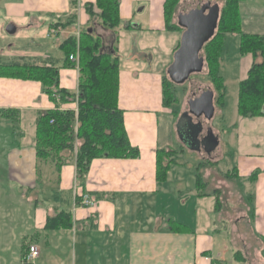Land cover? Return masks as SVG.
<instances>
[{
  "label": "crops",
  "instance_id": "1",
  "mask_svg": "<svg viewBox=\"0 0 264 264\" xmlns=\"http://www.w3.org/2000/svg\"><path fill=\"white\" fill-rule=\"evenodd\" d=\"M0 1V28L12 24L16 31L36 30L24 45L14 43L17 57L37 65L54 63L58 86L68 91H77L78 71L63 66L61 41L92 28L104 46L113 47L119 55L118 106L128 139L139 150L136 158L92 159L84 182L77 183L72 160L57 170L53 162L36 157V119L55 107L41 83L0 75V264H264V116L237 113L226 149L218 144L206 160L221 178L212 186L205 177L209 168L198 164L203 158H197L185 180L176 151L161 140L160 116L172 113L162 93L172 58L152 67V53L157 44L169 53L179 44L178 31L165 28V0H119L114 30L102 28L86 12L95 0H77L75 8L70 0ZM72 13V24L51 26ZM126 45L129 50L122 52ZM245 56L242 79L252 63L251 55ZM58 106L77 108L73 100ZM213 106L222 113L223 105ZM158 150L171 151L173 158L164 180L156 179ZM223 189H229L227 202ZM54 191L58 202L41 199ZM81 194L92 205H76ZM227 209L237 215L225 216ZM61 210L69 211L71 225L46 228L47 216ZM29 245L38 255L24 263Z\"/></svg>",
  "mask_w": 264,
  "mask_h": 264
},
{
  "label": "trees",
  "instance_id": "2",
  "mask_svg": "<svg viewBox=\"0 0 264 264\" xmlns=\"http://www.w3.org/2000/svg\"><path fill=\"white\" fill-rule=\"evenodd\" d=\"M177 1L164 2L163 13L167 30H181L172 21ZM241 1L224 0L216 32L203 45L202 50L209 82L215 94L214 104L220 109L223 105L224 86L218 69L224 36L227 33L239 35L238 51L241 55L250 54L252 63L246 77L238 83L237 113L250 118L264 116V34L242 32L239 13ZM70 3L75 8L77 0H70ZM85 10L104 29L114 30L119 25V0H95L94 3H88ZM74 20L75 15L72 13L65 20H57L51 26L63 28L72 24ZM59 49L63 55V66L77 68L76 92L58 86V67L51 62H44L42 65L19 63L18 60L0 62V75L34 79L41 83L42 91L55 103V107L43 111L36 119V157L53 162L57 170L62 164L72 160L76 182L83 183L92 159L136 158L139 150L132 146L128 139L123 123V111L118 106L119 57L113 47L104 46L102 38L94 34L91 28V32L81 31L78 38L73 35L67 36L59 44ZM70 55H76L77 60H70ZM6 69H15L18 72H6ZM171 83L164 73L163 104L168 108L176 99L170 88ZM68 100L76 102V110L59 108V102ZM211 142L214 143L213 140ZM203 149L207 152V148ZM170 154L171 151H157V180L165 179L168 165L173 161ZM196 178L203 186L199 175H196ZM41 199L58 202L61 198L57 191H54ZM75 204H80V196L76 197ZM70 225L69 211L61 210L47 216L45 227L56 229Z\"/></svg>",
  "mask_w": 264,
  "mask_h": 264
},
{
  "label": "rangeland",
  "instance_id": "3",
  "mask_svg": "<svg viewBox=\"0 0 264 264\" xmlns=\"http://www.w3.org/2000/svg\"><path fill=\"white\" fill-rule=\"evenodd\" d=\"M206 1H209L210 4L218 5L219 16H220V8L222 6L221 5L222 0H206ZM177 9L178 7L175 6L173 11L172 21L174 19V16L177 14ZM239 12H240L242 32L258 33V34L264 33V0H244L241 3ZM5 27L0 28V62L9 63L18 60L19 63H22L21 59H19L15 54L16 45L14 43L19 42L22 43L21 45H24L23 43L28 41L30 37H35L36 30L32 32V30L22 29L16 31L15 33H9L5 31ZM216 29L214 33L216 32ZM181 32L182 29L178 31V33L176 34L179 35V39ZM238 43H239L238 34H233V33L225 34L224 42L222 46V52L219 59V69H218V73L222 77L223 86H224L222 113L218 112L216 108L213 106V112L216 111V113L215 114L213 113L212 114L213 117L211 116V118L208 121H206L204 117L205 115H203V113L198 118H196L195 116H190L187 112L188 105L186 103V97L190 91L191 85L206 84L209 85L213 90V87L209 82V78L207 75L208 69L204 59L203 50H201L200 52V55L203 57V66L200 69V71L192 72L189 75V77L181 84H175V83L170 84L171 91L174 93L176 99L172 102V105L170 106L172 113L165 116H160V137L163 142L166 139L168 144L167 146H169L171 149L176 151V155L174 156V159L177 162L182 163L183 164L182 166L185 167L182 168L185 172H187V174L184 175L185 180L189 178L188 175H190V173L194 170L193 167L194 165L197 164L199 158L204 159L203 162L200 161V163H198L200 167L202 169L208 167L205 161L208 160V158L209 159L211 158V154L205 152L201 148L208 146L211 140H213L216 143L215 147H217L219 144L220 148H222V150H225L227 147L226 139L229 137L232 138L233 136L234 131H231L229 125L231 122H234L238 117L236 112L238 83L239 80L245 76L243 63H246V61H248L249 59V56L246 57L245 55H241L239 53ZM115 47L118 48L117 43ZM163 48H165L164 49L165 51L163 50ZM156 49L158 50H154V52L152 53V58H153V64L151 62L152 67L157 65L160 61L161 62L164 61L165 58L166 59L168 58L170 59V57L172 58L174 53V51L172 53L166 51V47L164 44L161 45L157 44ZM128 50H129L128 45H126V48L125 49L123 48L122 52H127ZM123 55L124 54H122V56ZM126 55H128V53H126ZM117 56L119 55L117 54ZM163 58L164 60H162ZM121 62L123 63V61ZM6 70H7L6 72H10V71L18 72V70L15 69H6ZM213 95H215L214 92ZM212 125L218 128V135L214 133L213 131L214 128H212L213 127ZM227 133H230V135ZM208 168L210 174L209 176L205 175V177L207 178L206 180H208L210 185L212 186L213 184H217L218 179L221 178L214 172V170H212V168L210 167ZM192 173H194V171ZM206 180L202 179V181H206ZM228 191L226 189H223L224 194L221 193L220 191V194L224 202H227V198H229ZM228 211L229 213L225 212V216L230 215L232 217L233 216L235 217L237 215L230 210Z\"/></svg>",
  "mask_w": 264,
  "mask_h": 264
},
{
  "label": "water",
  "instance_id": "4",
  "mask_svg": "<svg viewBox=\"0 0 264 264\" xmlns=\"http://www.w3.org/2000/svg\"><path fill=\"white\" fill-rule=\"evenodd\" d=\"M219 19V7L206 0H182L176 14V24L182 29L179 44L175 49L172 61L166 68L168 79L175 84L183 83L192 72H198L203 66L200 52L203 45L213 36ZM5 31L15 33L12 24ZM91 32V28L86 29ZM213 90L206 84L191 85L186 97L188 114L198 118L202 113L208 121L213 114ZM207 108V109H206ZM216 143L210 142L209 153Z\"/></svg>",
  "mask_w": 264,
  "mask_h": 264
},
{
  "label": "built area",
  "instance_id": "5",
  "mask_svg": "<svg viewBox=\"0 0 264 264\" xmlns=\"http://www.w3.org/2000/svg\"><path fill=\"white\" fill-rule=\"evenodd\" d=\"M55 30L51 29L49 30L50 34H54ZM70 60L76 61L77 57L76 55H70ZM81 206H88V205H92V200L90 199V197L87 194H81L80 195V204ZM38 255V249L36 246L34 245H29L28 247V251L24 254L22 261L24 263H27L29 260L35 258Z\"/></svg>",
  "mask_w": 264,
  "mask_h": 264
}]
</instances>
